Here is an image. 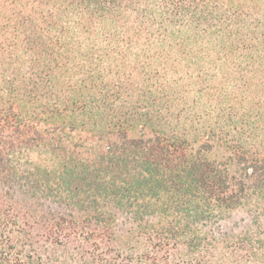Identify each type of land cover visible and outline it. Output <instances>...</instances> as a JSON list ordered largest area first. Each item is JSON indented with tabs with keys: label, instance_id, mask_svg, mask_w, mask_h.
<instances>
[{
	"label": "trees",
	"instance_id": "trees-1",
	"mask_svg": "<svg viewBox=\"0 0 264 264\" xmlns=\"http://www.w3.org/2000/svg\"><path fill=\"white\" fill-rule=\"evenodd\" d=\"M0 264H264V0H0Z\"/></svg>",
	"mask_w": 264,
	"mask_h": 264
}]
</instances>
